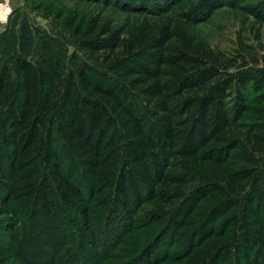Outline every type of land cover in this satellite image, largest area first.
Wrapping results in <instances>:
<instances>
[{"label":"trees","instance_id":"obj_1","mask_svg":"<svg viewBox=\"0 0 264 264\" xmlns=\"http://www.w3.org/2000/svg\"><path fill=\"white\" fill-rule=\"evenodd\" d=\"M103 1L156 18L189 6L127 34L98 16L71 18L85 58L73 51L69 66L50 39L3 41L0 224L11 217L10 244L31 240V221L45 215L76 224L89 260L99 233L124 222L119 244L135 228L154 231L126 264H264V54L251 63L248 51L214 50L194 29L243 0ZM242 10L264 23V0ZM10 55L12 65L1 59ZM67 234L52 233L59 245L44 264H82L83 245L66 246Z\"/></svg>","mask_w":264,"mask_h":264},{"label":"rangeland","instance_id":"obj_2","mask_svg":"<svg viewBox=\"0 0 264 264\" xmlns=\"http://www.w3.org/2000/svg\"><path fill=\"white\" fill-rule=\"evenodd\" d=\"M257 2L258 0H243L235 8L222 7L215 10L206 22L194 27L199 39L214 50L226 54H234L236 51H248L250 55H247V60L253 63V57L260 58L264 54V23H260L246 13L242 10V7L252 6ZM187 4L183 2L172 8L163 17L156 18L151 14L124 11V9L105 4L103 0H0V21H3L0 22V51L4 48L3 41L11 43V32H18L23 37L35 42L50 39L48 41H51V44L60 48V54L65 56L64 62L69 66L68 57L71 52L76 51L78 56L85 58L77 50L78 37L66 25V22L71 18H78L77 20L82 21V23H88L90 19L98 16L101 21L110 22L115 28L122 29L124 34H127L147 21L153 22L166 16H176V14L182 12L184 7L189 6ZM19 54L23 55L22 52H18L16 56H3L1 59L12 65L13 57H17ZM242 54L246 55L248 53ZM145 209L147 208L143 210ZM105 211L104 209L98 210V214H104ZM10 220L11 217L4 219L0 224V253L2 254L1 257L6 255L3 260L7 258V264H20L17 263L18 257L16 255L18 253H20V257L24 262L44 264L45 260L49 258L47 255L51 253V248L59 245L56 237L51 236L55 230H63L66 234L68 233V236L71 235L72 241L70 244L66 241V246L73 248L72 244L74 246L83 245L82 255L77 258V263L83 261L82 264H97L99 262H101L100 264H126L128 259L135 256L136 252L140 251V248L154 234V231L150 228L140 230L135 228L119 244L116 237L119 239V233H126L128 230L124 222L123 224L120 223V226L110 233H99L100 243L97 249L101 253L96 260H89L91 258V254H89L91 247L88 245L87 238L83 239L81 233L76 230L75 223H67L58 218L45 215L35 216L31 221L32 225L35 226L34 229L40 224V227L33 231L35 236L33 235L28 242L25 240L18 241L19 245L17 247V245L12 246L10 244L9 234L5 230L7 225L12 227V222L9 223ZM17 220L18 224H15L14 230L11 232L13 236L18 235L21 226L27 223V219L23 216L17 218ZM96 224L98 223L94 222V226ZM96 227H99V224ZM100 228L103 227L100 226ZM7 251L9 252L7 253Z\"/></svg>","mask_w":264,"mask_h":264},{"label":"clouds","instance_id":"obj_3","mask_svg":"<svg viewBox=\"0 0 264 264\" xmlns=\"http://www.w3.org/2000/svg\"><path fill=\"white\" fill-rule=\"evenodd\" d=\"M0 22H3V21H0Z\"/></svg>","mask_w":264,"mask_h":264}]
</instances>
